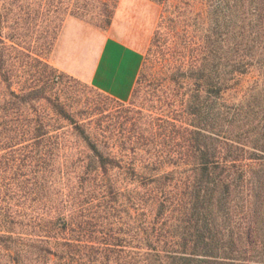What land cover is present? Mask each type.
I'll list each match as a JSON object with an SVG mask.
<instances>
[{
  "label": "trees",
  "instance_id": "trees-1",
  "mask_svg": "<svg viewBox=\"0 0 264 264\" xmlns=\"http://www.w3.org/2000/svg\"><path fill=\"white\" fill-rule=\"evenodd\" d=\"M117 1L0 0V264H264V0H151L130 101L73 113L35 47Z\"/></svg>",
  "mask_w": 264,
  "mask_h": 264
},
{
  "label": "crops",
  "instance_id": "crops-1",
  "mask_svg": "<svg viewBox=\"0 0 264 264\" xmlns=\"http://www.w3.org/2000/svg\"><path fill=\"white\" fill-rule=\"evenodd\" d=\"M121 3L118 12L124 0ZM114 26L115 20L106 32L78 19H66L51 60L60 70L119 101H126L142 63V52L114 33Z\"/></svg>",
  "mask_w": 264,
  "mask_h": 264
},
{
  "label": "rangeland",
  "instance_id": "rangeland-1",
  "mask_svg": "<svg viewBox=\"0 0 264 264\" xmlns=\"http://www.w3.org/2000/svg\"><path fill=\"white\" fill-rule=\"evenodd\" d=\"M120 3L121 0H118L116 5L112 9H108L109 14H105L104 11L100 9V7L95 5L92 8L80 10V14L77 15L66 14L65 16H62V22L59 27V31L51 47L47 50L43 48L41 46L42 38L40 37V40L35 47V52L45 57L46 60L54 66L51 60L52 53L55 49L57 38L66 19H78L92 27L104 30L106 32L110 29V27H112V23L115 20V28H113V32L126 39L131 45L139 48L142 52L143 61L149 49H156V47L152 45V36L159 21L161 8L158 4L151 0H138V3H135L133 0H124L123 8H121V10H119L120 12H118ZM40 18L42 17L40 16ZM153 61L154 62L152 64V68L150 69L151 72H163L164 68L162 67V65L159 64V62L156 60ZM75 79L78 80L79 83L77 84L76 89L71 94L74 98L76 97V99H80V102L76 104L71 101V111H73V113L85 104V100H91L92 98L95 99L96 92H98V90L93 88L89 83L78 78ZM150 99L151 101H148L147 103L150 105L155 104L154 98L152 99L151 97ZM137 100L140 101L141 97ZM128 101H130V98H128V100H126L125 102L127 103ZM107 105L108 107L113 106L112 102L107 103ZM86 116L87 115H85L84 113L82 117L86 119ZM64 138L67 144L72 145L73 151L75 150V147L81 148L79 145H76L75 136L73 134L66 132Z\"/></svg>",
  "mask_w": 264,
  "mask_h": 264
}]
</instances>
